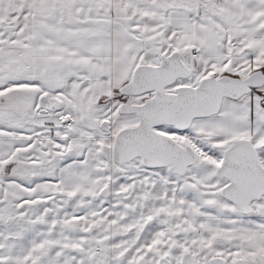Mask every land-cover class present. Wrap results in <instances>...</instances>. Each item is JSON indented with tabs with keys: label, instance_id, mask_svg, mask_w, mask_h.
<instances>
[{
	"label": "snow or ice",
	"instance_id": "1",
	"mask_svg": "<svg viewBox=\"0 0 264 264\" xmlns=\"http://www.w3.org/2000/svg\"><path fill=\"white\" fill-rule=\"evenodd\" d=\"M0 264H264V0H0Z\"/></svg>",
	"mask_w": 264,
	"mask_h": 264
}]
</instances>
